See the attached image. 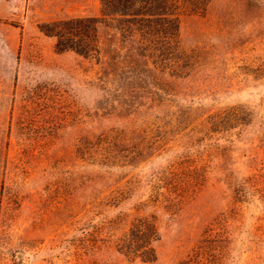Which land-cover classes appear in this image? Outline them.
Instances as JSON below:
<instances>
[{"label":"rangeland","instance_id":"374dc122","mask_svg":"<svg viewBox=\"0 0 264 264\" xmlns=\"http://www.w3.org/2000/svg\"><path fill=\"white\" fill-rule=\"evenodd\" d=\"M100 16L0 0V264H264V0L183 5L160 58L115 18L94 57L39 27ZM141 218L152 262L118 244Z\"/></svg>","mask_w":264,"mask_h":264},{"label":"trees","instance_id":"16d2710c","mask_svg":"<svg viewBox=\"0 0 264 264\" xmlns=\"http://www.w3.org/2000/svg\"><path fill=\"white\" fill-rule=\"evenodd\" d=\"M209 0H101L100 17H74L41 24L40 30L56 39L58 52L74 51L85 57L98 56L99 24L112 18L116 28L126 34L137 32L141 51L158 58L171 54L179 42V10L187 4L191 11L204 10ZM159 238L156 225L138 219L127 234L119 239L125 254L143 261L157 259L153 242ZM194 255L191 256V258ZM196 259V258H195Z\"/></svg>","mask_w":264,"mask_h":264}]
</instances>
